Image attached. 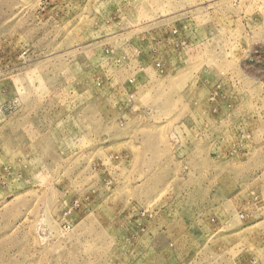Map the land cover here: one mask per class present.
I'll list each match as a JSON object with an SVG mask.
<instances>
[{
  "label": "rangeland",
  "instance_id": "rangeland-1",
  "mask_svg": "<svg viewBox=\"0 0 264 264\" xmlns=\"http://www.w3.org/2000/svg\"><path fill=\"white\" fill-rule=\"evenodd\" d=\"M0 264H264V0H0Z\"/></svg>",
  "mask_w": 264,
  "mask_h": 264
}]
</instances>
